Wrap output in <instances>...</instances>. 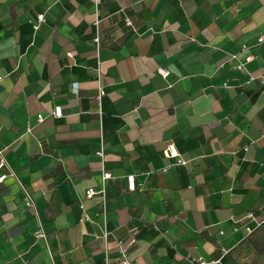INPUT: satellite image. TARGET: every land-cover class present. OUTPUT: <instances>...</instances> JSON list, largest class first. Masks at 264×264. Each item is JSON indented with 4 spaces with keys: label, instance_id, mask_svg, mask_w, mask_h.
I'll return each instance as SVG.
<instances>
[{
    "label": "crops",
    "instance_id": "0c3cea01",
    "mask_svg": "<svg viewBox=\"0 0 264 264\" xmlns=\"http://www.w3.org/2000/svg\"><path fill=\"white\" fill-rule=\"evenodd\" d=\"M261 34L264 0H0V264H264Z\"/></svg>",
    "mask_w": 264,
    "mask_h": 264
},
{
    "label": "built area",
    "instance_id": "2783aa9c",
    "mask_svg": "<svg viewBox=\"0 0 264 264\" xmlns=\"http://www.w3.org/2000/svg\"><path fill=\"white\" fill-rule=\"evenodd\" d=\"M45 21V16L43 13H40L36 16V22L33 23V27L34 29H37L39 24ZM97 40V39H96ZM257 44H262L264 43V34H261L258 36L257 38ZM248 49V45L247 44H243L242 45V49L241 51H246ZM67 54L69 56H74L76 54V50L72 49L70 51L67 52ZM231 60L234 61V66L235 68L239 69V70H243V71H247V64L249 62H251L254 59L253 54L251 53H244L243 55H241L240 53H233L231 55ZM158 72L164 76L167 75L168 71L164 68L159 67L158 68ZM257 78V76L253 75L251 72H249V81L255 80ZM1 79V76H0ZM260 82L262 85H264V76L260 77ZM71 90L72 92L76 93L77 92V83L73 82L71 85ZM104 94V90L102 88V86H98V95H97V99L98 102L100 103V99L101 96ZM52 114L54 116H61L62 112H61V108L60 106H55L53 108ZM43 115L42 114H38L37 115V121H42L43 120ZM28 130H30V128H28ZM100 155L102 154V152H98ZM166 155H169V152H165ZM178 163L184 164L185 161L181 160V159H177ZM6 160L3 157V150L0 149V182H3V180L5 179V177L7 176L6 172H3V167L6 166ZM110 176L109 173H103V179L108 178ZM135 187V181L132 175L127 176V188L129 190H133ZM96 191L93 188H89L86 191V195H92L94 194ZM25 201H24V205L26 207H32L33 206V201L29 195L28 192H25ZM232 221L234 223L233 225V229L234 231H239V230H243L244 235L248 236L250 234H252L257 228H264V214L261 216H257L255 211L250 210L248 211L241 219H236V218H232ZM222 234L224 233V230L220 231ZM34 235L36 238H44V232L42 230L41 225H39V227L37 228V230H35ZM134 242V239H132L127 245H120L119 244V248H118V260H119V264H136L133 259L131 258L130 254L128 253V247L129 245H131ZM227 250L223 251V254L218 257V258H213V259H204L202 257L199 258H192L190 261V264H222V259L225 256V254L227 253Z\"/></svg>",
    "mask_w": 264,
    "mask_h": 264
}]
</instances>
